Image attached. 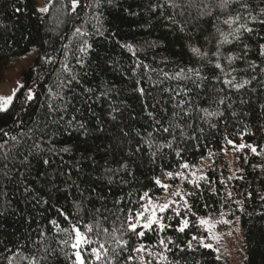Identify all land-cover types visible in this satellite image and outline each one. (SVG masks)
Masks as SVG:
<instances>
[{
    "label": "trees",
    "instance_id": "obj_1",
    "mask_svg": "<svg viewBox=\"0 0 264 264\" xmlns=\"http://www.w3.org/2000/svg\"><path fill=\"white\" fill-rule=\"evenodd\" d=\"M221 4L0 0V80L35 54L0 111V264H225L222 214L264 264V0ZM225 36L219 69L182 49Z\"/></svg>",
    "mask_w": 264,
    "mask_h": 264
},
{
    "label": "rangeland",
    "instance_id": "obj_2",
    "mask_svg": "<svg viewBox=\"0 0 264 264\" xmlns=\"http://www.w3.org/2000/svg\"><path fill=\"white\" fill-rule=\"evenodd\" d=\"M34 1L37 10L40 11L41 9H48L52 0ZM223 41V37H214V40L201 49V51L199 50L198 53L193 52L195 48L183 47L182 49L185 54H200L202 57L209 58L214 65L220 63L222 67L226 65L224 63H227V59L220 49L224 44ZM34 56L35 54H29L8 63L3 70L0 80V97H12L11 102L13 101L15 94L22 86L20 74L31 65ZM29 97H31V93ZM11 102L6 106V109L10 106ZM201 220L204 223H201ZM237 222V220L232 221L223 214L217 217L201 216L198 218V223L203 226L207 233V241L203 244L211 245L209 248H213L216 256L221 258L225 264H245L243 241Z\"/></svg>",
    "mask_w": 264,
    "mask_h": 264
},
{
    "label": "snow or ice",
    "instance_id": "obj_3",
    "mask_svg": "<svg viewBox=\"0 0 264 264\" xmlns=\"http://www.w3.org/2000/svg\"><path fill=\"white\" fill-rule=\"evenodd\" d=\"M227 3H228V0H222L221 7H225V6L227 5ZM77 5H78V0H72V9H73V10H75V8L77 7ZM47 10H48V9L45 8V9H41L40 11H47ZM226 23H229V25H231L232 22H230V21H226ZM262 23H264V21H262ZM242 27H243V26H242ZM246 30H247V31H251V29H246ZM77 31H79V29H77ZM223 42H225V43H226V42H229L228 39H227V36L224 37V41H223ZM128 47L130 48L131 46H128ZM261 49H262V51H261V55H264V45H261ZM193 52H197V53H198L199 50H198V49H193ZM229 62H231V57L229 58ZM215 67L219 69V68H221V64H220V63H216ZM226 83H231V81H226ZM245 83H247V82H245ZM235 87L238 89V88H240V87H243V85H242V84H238V85H235ZM11 100H12V97H7V98L0 97V111L5 110V109H6V106L11 102ZM221 103H223V101H221ZM185 114H187V113H185ZM209 115H213V114L209 113ZM164 131H168V129L165 128ZM230 143H231V142H230ZM240 147L242 148V147H244V145H241ZM248 147H251V146L249 145ZM252 151L255 152L256 149L253 147V148H252ZM183 167H188V165L185 164V165H183ZM158 183H159V182H158ZM174 195H175V194H174ZM167 207H168V205L165 204L161 210H164V209H166ZM139 217H142V214H138V218H139ZM152 222H153V221L150 220L147 224L144 225V227H145V228L149 227V226L151 225ZM183 223H186V222H183V221H182V224H183ZM201 223H204V221L201 220ZM129 228H130L131 231H135V229H136V225L133 224V223H131V220L129 221ZM161 228H163V225H161ZM178 230H179V231H183L184 228L181 227V228H179ZM73 231L75 232V243L73 244V247H74V248L78 247L81 243H84V244L91 243V241H89L88 239H86V238L80 233L79 230L73 229ZM89 231H91V228H89ZM137 235H139V236H143L144 233H143V232H140V233H137ZM193 239L195 240V239H197V237L194 236ZM161 243H163V241H161ZM204 246H205V247H211V245H204ZM102 249H104V245H103V244L100 245V249H96V248H93V249H92V254L95 256L96 260H100V258H101V256H100V250H102ZM140 250H141V249H137V251H140ZM75 255H76V261H77V264H85V261H84V259L82 258L80 252H76ZM162 258H163V257H162Z\"/></svg>",
    "mask_w": 264,
    "mask_h": 264
}]
</instances>
